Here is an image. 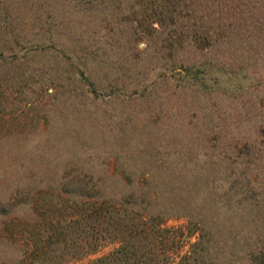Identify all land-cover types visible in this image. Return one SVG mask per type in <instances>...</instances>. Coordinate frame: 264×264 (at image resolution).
<instances>
[{
  "label": "trees",
  "instance_id": "16d2710c",
  "mask_svg": "<svg viewBox=\"0 0 264 264\" xmlns=\"http://www.w3.org/2000/svg\"><path fill=\"white\" fill-rule=\"evenodd\" d=\"M263 1L45 0L49 6L46 19L41 20L39 14L34 17L32 24L42 28L44 36L28 40L22 47L24 52L14 58H24L29 51L49 50L58 78L66 69L86 86L87 94L93 99L119 106L114 123L119 130L118 137L115 146L108 151L114 153L115 161L125 169V178L129 181L133 171L148 174L137 192L125 191L131 181L120 184L119 179H115L111 185L107 180L89 176L84 169L91 171L89 163L66 170V175L72 172L78 175L66 180L63 191L80 198L81 207L95 204L94 210L88 206L82 216L79 215L86 228L87 220L92 219L94 224L90 225L95 229L94 242L88 244L90 249H97L104 232L114 237L116 233L121 235L118 247L99 259L102 264L141 263L137 254L141 246L135 237L140 235L139 219L144 217L143 213L153 220L174 213L196 215L197 220L191 218V224L197 221L202 224L199 241L184 264H206L213 259L219 260L214 264H264V178L259 176V167L252 160L255 156L250 149L252 142L239 146L235 136L223 130V126L203 129L195 119L196 109L202 108L204 115L212 119L215 114L222 120L215 102L206 106L200 104L201 99H210L213 92L230 94L246 65L206 58L201 61L173 58L170 63L165 56V53H179L198 46L197 37L208 45L209 53L225 43L230 49L242 36V31L258 29L264 40ZM141 5L150 18L143 27L137 21L140 14L137 6ZM66 13L68 17L64 16ZM105 21L112 24L98 26V22ZM82 25L88 27L90 35H98V31L90 29L92 25L105 30L110 49L121 53L124 63L118 61L119 65L127 63L138 75L134 83L120 86L115 82H98L91 63L106 61L102 57L105 53L101 52L102 46L82 43L78 47H68L58 38L65 26L76 30ZM142 39L146 45L139 49L138 42ZM98 41L101 42L100 37ZM157 69L159 72L154 75ZM150 100H158L160 107L165 105L169 117H164L163 112L156 116ZM143 111L148 115L142 116ZM174 112L175 115L182 113L177 134L171 131L173 127L168 123ZM151 116L160 123L153 122ZM137 134L145 140L142 152L132 150L130 145ZM174 139L186 140L176 153L160 148L165 140ZM227 144H231L230 148L225 146ZM191 145L196 146L195 149ZM202 150L207 160L194 157ZM216 155L219 157L215 160ZM191 159L198 164L196 172L192 171ZM195 198L200 204L194 206ZM127 207L140 210L136 222L129 218L131 211L128 212ZM213 212L226 216V223L217 233L204 222V216ZM86 245L82 242V252Z\"/></svg>",
  "mask_w": 264,
  "mask_h": 264
},
{
  "label": "rangeland",
  "instance_id": "374dc122",
  "mask_svg": "<svg viewBox=\"0 0 264 264\" xmlns=\"http://www.w3.org/2000/svg\"><path fill=\"white\" fill-rule=\"evenodd\" d=\"M47 4L45 0H0V264H102L99 259L118 247L120 234L114 237L104 232L97 249H90L88 244L94 242L95 236V229L90 225L94 224L89 219L86 228L79 215L82 216L88 206L94 210L95 204L81 207L80 198L63 191L66 180L78 175L73 172L66 175V170L89 163L91 171L84 167L89 176L107 180L111 185L115 179H119L120 184L131 181L125 191L137 192L148 174L133 171L129 181L125 178V169L115 161L114 153L108 151L115 146L118 137L119 130L114 123L119 106L93 99L87 94L86 86L66 69L58 78L49 50L29 51L24 58H14L24 52L22 47L28 40L44 36L42 28L32 22L37 14L41 20L46 19ZM261 5L262 10L264 1ZM137 7L140 10L137 21L143 27L150 18L143 12L142 5ZM65 8L71 9V6L65 5ZM244 19L241 22L244 23ZM111 24L98 22L101 28ZM91 28L95 33L98 31L99 36L90 35L88 27L82 25L76 30L65 26L58 38L68 47H78L82 43L102 46L101 52H105L102 57L106 61L91 63L98 82H115L120 86L134 83L138 75L127 63L119 65L123 62L121 53L110 49L105 30L94 25ZM241 34L230 49L225 43L209 53L208 45L197 37L198 46L179 53H165V56L170 63L173 58L199 61L206 58L246 65L230 94L213 92L210 99H201L200 104L206 106L215 102L222 120L215 114L212 119L204 115L202 108L196 109L194 118L203 129L223 126V130L235 136L239 146L252 142L250 149L255 153L252 160L259 167V176L264 178V40L258 29ZM145 45L143 39L138 42L139 49ZM158 72L157 69L154 75ZM150 105L155 107L156 116L163 112L164 117H169L170 112L165 105L160 107L158 100H150ZM147 113L140 114L146 116ZM172 114L168 123L173 127L171 131L177 134L182 113ZM151 120L160 123L154 116ZM185 141L165 140L159 146L176 153ZM144 142L137 134L130 141L132 150L142 152ZM225 146L230 148L231 144ZM194 157L201 161L208 159L204 150ZM190 162L192 171L196 172L198 164L193 159ZM193 202L194 206L200 204L198 198ZM127 208L131 211L129 218L136 222L140 210ZM143 216L139 219L140 235L135 237L141 246L137 252L140 264H184L199 241L202 224L198 221L191 224V218L197 220L196 215L174 213L155 220L145 213ZM204 217V222L212 226L215 233L226 223L223 213H207ZM82 242L87 244L83 252ZM217 261L208 260L206 264Z\"/></svg>",
  "mask_w": 264,
  "mask_h": 264
}]
</instances>
